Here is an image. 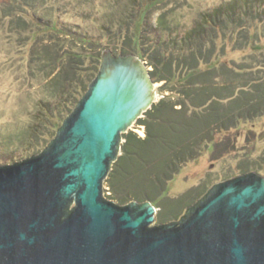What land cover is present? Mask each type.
<instances>
[{
    "label": "water",
    "instance_id": "water-1",
    "mask_svg": "<svg viewBox=\"0 0 264 264\" xmlns=\"http://www.w3.org/2000/svg\"><path fill=\"white\" fill-rule=\"evenodd\" d=\"M101 55L49 146L0 165V264H264L263 176L214 184L178 221L157 226L149 202L103 198L120 135L155 88L135 56Z\"/></svg>",
    "mask_w": 264,
    "mask_h": 264
},
{
    "label": "rangeland",
    "instance_id": "rangeland-1",
    "mask_svg": "<svg viewBox=\"0 0 264 264\" xmlns=\"http://www.w3.org/2000/svg\"><path fill=\"white\" fill-rule=\"evenodd\" d=\"M9 1L12 5L9 10H13V0H0V165L37 156L49 146L58 135V129L62 127L66 118L75 110L96 77L102 51L106 50L114 56L120 55V51H128L129 54L127 55L135 56L145 67V71L149 72L151 70V67L146 65L149 64L147 54L142 58L138 52L137 36L133 41H129V38H133L131 34L132 27H130V24L124 26L127 23L129 14L134 11L128 0H33L38 5L34 12L35 18H39L43 22L46 19L56 18L59 26L69 25L74 27L81 33L94 37L100 44V46L91 48L85 45L83 48V50L88 49L90 53L99 54V65L93 69V74L81 78L83 88H81L75 99L63 98L60 95L61 93H57L54 97V89L61 82L63 83V80L60 82L58 79H52L54 82L51 81V84H46L51 77L46 81L45 78L52 70L49 56L57 42H55V38L50 32L49 34L43 33L37 36L36 40L30 41L26 46L21 47L22 43L18 40V34L13 36V23L5 18L6 12H9L7 10ZM225 1L229 0H158L142 14L143 33H149L153 37L158 35L165 37L164 32L162 33L157 24L160 15H163L167 25L172 26L177 32L181 33L192 27L201 13L210 11ZM259 8L264 10V0L260 1ZM27 24L31 26L29 21H27ZM252 26L262 35L259 44H264V12L261 14L260 19L252 23ZM32 28L34 27L32 26ZM31 29L30 27L27 28V30ZM27 51H29V56L27 55L26 58L25 54L21 58L20 53ZM223 58L227 63L237 62L238 65L243 66L253 64V67H255L254 72L257 67H264V49L256 54H251L247 47L242 50H232L227 47L226 56ZM44 64L48 65L44 66ZM88 66L89 63L85 61V68H88ZM254 72L251 73L250 77H247V73L244 77H237L236 79L233 77L231 82H229L227 76L224 78H211V80L209 79L210 82L206 79L208 83L215 86L222 98V102L218 103L211 111L220 114L223 119L226 118L232 108L229 105L231 100H225L227 93L224 88L228 87L231 92H237L236 87L243 86L249 79H255V76L264 77L263 73L257 74ZM152 83L155 88L152 89L155 94L153 103H156L163 96L164 99L161 100H165L169 104L171 102L176 103V109H179L178 102L183 104L189 114L193 111H195V114H199L207 105L201 108L191 107V105H196V102L192 103L188 97L198 98L201 96L197 91V86L184 88L192 90L188 91L187 97L170 91L171 88H178L177 90L182 88L181 85L175 82H172L173 85H167L161 91L159 87L163 85V82ZM221 86L223 87L221 88ZM40 99H49L55 105L61 104L63 100L65 102L61 105L63 106L62 111L59 109L58 113L60 119H62L59 127L45 130V135L42 136L43 139H39L34 145L30 139V131L31 127L36 125L35 116L38 112ZM199 102L201 101L197 103ZM140 118L144 119V115H141ZM164 119L165 123L168 120L175 127L179 125L178 116L175 112L167 114ZM200 119L197 120L200 125L197 127L198 130L192 134V138L189 140H193L195 135L205 134V119ZM212 123L213 121L209 125V136L214 137L215 142L219 145L213 149L211 145L207 144L201 148L199 154L189 158L181 166L176 165L174 170H167L168 179L164 181V186L157 192L152 191L153 199L151 200L152 204H150L155 208L152 226L178 221L185 209L196 203L214 184L248 173L263 176L264 172L260 167V163L264 158V115L250 122L242 123L231 131H219L217 127L220 126V122ZM215 127L216 130H214ZM153 129L155 131L156 127H153ZM128 131L134 132L139 137L145 136L144 126L138 125L136 121L132 122L123 132L127 133ZM123 132L120 135V145ZM159 133L163 134L162 131ZM177 133L179 132L177 131ZM179 136L182 135L179 134ZM200 142L198 144L201 145ZM119 155L120 150L117 157ZM114 162L111 163V166ZM134 177L135 175H130L124 180L115 179L113 185H109V182L104 179L102 182L103 198L112 203L123 205H129L131 202H148L146 200L149 193L148 186H143L142 179L139 181L140 187L136 191L131 190L128 181ZM128 188H130L129 193L125 192ZM122 191L124 196L120 195ZM133 194L139 199L135 198ZM116 195L118 198H125V200L119 201L115 198ZM74 207L75 203L72 199L68 203L69 211H66V213H70Z\"/></svg>",
    "mask_w": 264,
    "mask_h": 264
},
{
    "label": "trees",
    "instance_id": "trees-1",
    "mask_svg": "<svg viewBox=\"0 0 264 264\" xmlns=\"http://www.w3.org/2000/svg\"><path fill=\"white\" fill-rule=\"evenodd\" d=\"M128 1L134 11L129 14L124 26L130 24L133 38H129V41H133L137 36L139 54L142 58L147 54L149 58V64L146 65L151 67L148 72L151 81L163 82V85L159 87L160 91L175 82L182 88L180 90L171 88L170 91L187 97L188 91L192 90L184 88L197 86V91L202 97H188L192 103L196 102V105L191 107L201 108L207 104L201 113L195 114L193 111L189 114L183 104L178 102L179 109H176V103L169 104L161 100L164 99L162 96L142 114L144 119L136 120L138 125L145 128L144 137H139L132 131L122 134L120 155L112 164L105 179L109 185H113L115 179L124 180L127 176L135 175L128 181L131 190L136 191L142 179L143 186H148L149 193L146 200L151 203L152 191L157 192L168 179L167 170H174L176 165L181 166L189 158L199 154L201 148L207 144L213 149L219 145L214 137L209 136V125L212 121L215 124L220 122V126L217 127L219 131H231L242 123L264 115V77L255 76V79H249L243 86L236 87L237 92H231L228 87L224 88L227 93L225 100H231L229 105L232 108L224 119L220 114L211 111L222 102V98L215 86L206 81V79L209 81L211 78L227 76L231 82L233 77L235 79L244 77L246 73L247 77L251 76L255 68L253 64L250 66L238 65L237 62H230V64L223 57L226 56L227 47L232 50H242L247 47L251 54L264 49V44H259L262 35L252 26V23L261 18L264 10H260L262 6L259 8L261 0L225 1L214 9L201 13L196 23L181 33L167 25L163 15H160L157 24L165 37L159 35L153 37L149 33H143L142 14L158 0ZM11 6L9 1L7 10L11 9ZM36 8L38 5L33 0H13V10L6 12L5 18L13 23V36L18 34V40L22 43L21 47L36 40V37L43 33H52L57 43L49 56L52 70L46 75L45 81L51 77L46 84L54 82L52 79H58L60 82L63 80V83L61 82L54 89L56 92L54 97L57 93H61L63 98L75 99L83 88L81 78L93 74V69L99 65V54L90 53L88 49L83 50V48L85 45L91 48L100 44L94 37L81 33L74 27L59 26L56 18L46 19L44 22L35 18ZM27 21L31 26L27 24ZM32 26L34 28L31 29ZM29 27L31 30H27ZM25 54L27 58L29 51L21 52L20 57H24ZM119 54L129 53L120 51ZM85 61L89 63L88 68H85ZM254 73L264 74V67H257ZM198 101L201 102L197 103ZM64 102L65 100L62 103ZM62 103L55 105L49 99L39 100V108L35 116L37 126L31 127L30 131L32 144L35 145L45 135V130L59 127L62 119L58 113L63 107ZM174 112L178 116V127L168 120L165 123L164 116ZM200 117L202 120L205 119V134L195 135L193 140H189L200 126L197 122ZM153 127H156L155 131ZM161 131L163 134L159 133ZM170 135L176 138H171ZM199 141L201 145L198 144ZM260 167L264 172V158ZM130 188L125 192L129 193ZM123 194L122 191L120 195ZM135 194H133L135 198L139 199ZM115 198L121 202L125 200L123 197L118 198L117 195Z\"/></svg>",
    "mask_w": 264,
    "mask_h": 264
}]
</instances>
